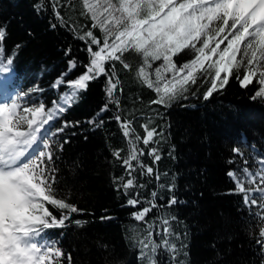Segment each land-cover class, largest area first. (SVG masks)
<instances>
[{
  "label": "trees",
  "instance_id": "obj_1",
  "mask_svg": "<svg viewBox=\"0 0 264 264\" xmlns=\"http://www.w3.org/2000/svg\"><path fill=\"white\" fill-rule=\"evenodd\" d=\"M38 3L43 9L39 13L34 7ZM58 7L63 27L48 0H0V27L6 30L0 58L13 60L8 91L43 101L45 111L67 91L63 83L54 86L57 79L74 81L89 61L85 42L79 39L92 24L84 14L83 0H59ZM52 23L57 24L55 29ZM91 30L103 41L98 28ZM194 54L188 49L180 52L175 57L177 66L189 63ZM72 59L78 66L69 70ZM123 59L128 69L111 62L120 81L115 93L119 106L109 103L111 110L104 114L101 127L87 121L109 99L104 77L89 82L78 101L51 122L56 129L62 121L74 125L49 142L51 165L56 170L51 194L83 211L72 214L63 229L48 230L47 238L71 256V264H262L256 244L259 228L242 203V194L233 192L235 184L228 175L232 170L239 174L241 168L264 158V97L253 99L259 90L258 79L241 87L234 70L229 83L205 101L201 97L210 87L211 76L206 79V74L196 73V84L190 83L185 94L188 98L165 108L151 103L156 94L138 76L143 65L140 54L129 51ZM116 115L132 122L133 136H123L120 122L113 118ZM143 124L158 133L153 143L138 144L144 152L141 162L153 167V174L141 175L133 161L135 171L129 175L122 161L129 153L128 141L146 135ZM53 141H59L62 148L57 150ZM152 147L159 161L148 155ZM117 151L120 158L114 155ZM45 171L52 175L47 167ZM129 178L134 186L125 190L123 183ZM133 198L142 203L131 207L127 201ZM170 198L176 203L169 204ZM149 202L156 207L144 221H136L133 213L151 206ZM45 206L59 218L60 210L47 202ZM165 219L172 233L167 238L175 251L161 246L141 256L140 241L147 242L149 231L162 245ZM76 220L81 225L73 223ZM61 264L67 261L61 258Z\"/></svg>",
  "mask_w": 264,
  "mask_h": 264
},
{
  "label": "snow or ice",
  "instance_id": "obj_2",
  "mask_svg": "<svg viewBox=\"0 0 264 264\" xmlns=\"http://www.w3.org/2000/svg\"><path fill=\"white\" fill-rule=\"evenodd\" d=\"M48 2L54 18L60 26H65L58 7L59 0ZM34 7L38 13L43 10L39 3ZM83 7L84 14L92 21L91 29L98 28L104 37L101 41L91 29L79 36L85 42L84 51L89 55L88 63L83 65L84 73L74 81L57 79L54 86L59 87L63 83L67 91L60 95L58 102H52L48 111H45L43 101L32 100L27 93H17L15 98L0 102V264H61V258L71 264V256H65L56 246L57 242L47 238L48 230L63 229L72 214L83 210L51 194L56 170L51 165L53 153L49 142L65 128L74 125L62 121L61 127L56 129L51 122L59 119L78 101L80 92L87 90L89 82L104 77L105 93L109 99L87 121L89 125L101 127L104 114L111 110L109 103L119 106L115 93L120 81L115 73V64L111 62L118 61L128 69L130 66L123 59L126 52L132 51L142 57L143 65L138 76L148 89L155 92L156 99L151 103L158 106L167 108L173 102L187 99L188 85L196 84L198 71L206 74V79L211 76L210 87L201 97L205 101L229 83L234 70L241 87L247 88L253 78L258 77L259 90L253 99L264 97V0H83ZM50 27L55 29L57 24L52 23ZM5 38L6 30L0 27V53L4 52ZM222 44H225L223 48ZM185 49L195 56L189 63L178 67L173 57ZM70 51L68 49L65 55ZM155 61L162 63L149 71ZM12 64L10 57L0 58V73H10ZM77 66L75 59L69 61V70ZM241 69L245 72L242 77ZM222 73H225L223 77ZM3 87V82H0V88ZM20 101L37 106L21 110ZM113 118L120 122L124 137L133 136L135 129L131 121H121L119 115ZM79 123L76 122L77 125ZM141 127L146 135L143 138L135 135L128 141L129 153L122 162L129 175L135 171L132 162L136 161L141 175L151 176L153 167L141 162L144 152L138 144L147 146L153 143L158 133L148 124ZM53 142L57 150L62 148L59 141ZM67 142L65 139L64 143ZM114 155L120 158L119 151ZM148 155L154 162L160 160L155 147L149 149ZM259 164L257 173L245 166L239 174L232 170L228 175L235 184L233 192L242 194V203L259 228L256 244L264 264V187L256 186L257 180L264 185V158ZM46 167L52 175H46ZM246 183L253 187L246 189ZM133 186L131 178L123 183L125 190ZM151 195L156 197L157 193ZM45 202L60 210L59 218L49 211ZM127 203L135 208L142 202L133 198ZM175 203V198H170L169 204ZM154 207L156 205L151 204L137 210L133 213L134 219L144 221ZM253 208L258 211H253ZM73 223L79 226L82 222L76 220ZM163 224L162 245L155 242L152 231H149L147 242L140 241L141 256L147 255L145 250L155 253L161 246L175 251V245H170L167 238L172 234L168 220L165 219ZM148 228L152 229L153 225H148ZM156 234L160 235L159 232Z\"/></svg>",
  "mask_w": 264,
  "mask_h": 264
},
{
  "label": "rangeland",
  "instance_id": "obj_3",
  "mask_svg": "<svg viewBox=\"0 0 264 264\" xmlns=\"http://www.w3.org/2000/svg\"><path fill=\"white\" fill-rule=\"evenodd\" d=\"M226 43H227V42H225V44H226ZM225 44H222V45H221V48H223V47L225 46ZM177 55H179V53H178ZM177 55H176V56H177ZM176 56L173 57V61H174L175 63H176V61H175V57H176ZM194 56H195V54H194ZM194 56H193V58H194ZM238 59H239V56H238ZM161 63H162V61H155V62H153L152 69H150L149 71L154 70L157 66L161 65ZM184 63H185V62L181 63V65H179V66H182ZM176 64H177V63H176ZM179 66H178V67H179ZM240 72H242L243 75L245 74L244 69H241ZM197 73H201V72L198 71ZM13 75H14V74H13ZM13 75L11 76L10 73H8L7 75H5V74H3V73H0V82H3V84H4V87H3V88H0V102H4L5 100H9V99H11V98H15V97H16V93H15V92H13V91H8V90H9V89H8V82L12 80ZM221 75H222V77H223V76L225 75V73H222ZM153 78H154V76H153ZM229 78H230V77H229ZM254 78L258 79V77H254ZM204 80H205V79H204ZM257 81H258V80H257ZM20 104H21V110H22L24 107L37 106V105H33V104H31V103H27V104H26L24 101H23V102L20 101ZM259 161H260V160H259ZM259 161H256L253 165L247 167V168L249 169V171H251V172H253V173H257V172H259V171H260V164H259ZM262 174H264V173H262ZM256 186L264 187V185H261V184H260L259 180L256 181ZM245 187H246V189H247V188H249V187H253V186H250V185H248V184L246 183V184H245Z\"/></svg>",
  "mask_w": 264,
  "mask_h": 264
},
{
  "label": "bare ground",
  "instance_id": "obj_4",
  "mask_svg": "<svg viewBox=\"0 0 264 264\" xmlns=\"http://www.w3.org/2000/svg\"><path fill=\"white\" fill-rule=\"evenodd\" d=\"M10 74H11V76H12V75H13V72L11 71Z\"/></svg>",
  "mask_w": 264,
  "mask_h": 264
}]
</instances>
